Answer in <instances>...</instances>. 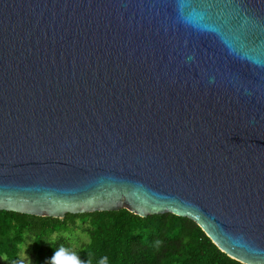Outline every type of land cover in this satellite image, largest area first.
Masks as SVG:
<instances>
[{
  "label": "water",
  "instance_id": "water-1",
  "mask_svg": "<svg viewBox=\"0 0 264 264\" xmlns=\"http://www.w3.org/2000/svg\"><path fill=\"white\" fill-rule=\"evenodd\" d=\"M122 208L264 264V0H0V210Z\"/></svg>",
  "mask_w": 264,
  "mask_h": 264
},
{
  "label": "trees",
  "instance_id": "trees-1",
  "mask_svg": "<svg viewBox=\"0 0 264 264\" xmlns=\"http://www.w3.org/2000/svg\"><path fill=\"white\" fill-rule=\"evenodd\" d=\"M30 243L37 264H244L222 252L191 219L125 208L62 218L0 210V254L17 260Z\"/></svg>",
  "mask_w": 264,
  "mask_h": 264
},
{
  "label": "rangeland",
  "instance_id": "rangeland-1",
  "mask_svg": "<svg viewBox=\"0 0 264 264\" xmlns=\"http://www.w3.org/2000/svg\"><path fill=\"white\" fill-rule=\"evenodd\" d=\"M0 264H37L34 261L31 244L22 243L19 247V254L17 260H11L6 256L0 254Z\"/></svg>",
  "mask_w": 264,
  "mask_h": 264
},
{
  "label": "clouds",
  "instance_id": "clouds-1",
  "mask_svg": "<svg viewBox=\"0 0 264 264\" xmlns=\"http://www.w3.org/2000/svg\"><path fill=\"white\" fill-rule=\"evenodd\" d=\"M63 249H60L59 251H57L56 253L53 254V260L55 261V264H59V261L56 260V257L60 256L63 253ZM101 264H106V258L105 261H102Z\"/></svg>",
  "mask_w": 264,
  "mask_h": 264
},
{
  "label": "snow or ice",
  "instance_id": "snow-or-ice-1",
  "mask_svg": "<svg viewBox=\"0 0 264 264\" xmlns=\"http://www.w3.org/2000/svg\"><path fill=\"white\" fill-rule=\"evenodd\" d=\"M65 264H66V261H65Z\"/></svg>",
  "mask_w": 264,
  "mask_h": 264
}]
</instances>
